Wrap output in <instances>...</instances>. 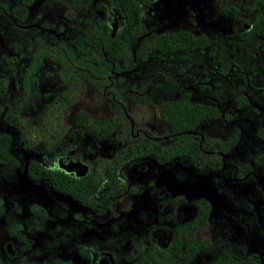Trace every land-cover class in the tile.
I'll use <instances>...</instances> for the list:
<instances>
[{
  "label": "flooded vegetation",
  "instance_id": "1",
  "mask_svg": "<svg viewBox=\"0 0 264 264\" xmlns=\"http://www.w3.org/2000/svg\"><path fill=\"white\" fill-rule=\"evenodd\" d=\"M36 1L0 0V16L10 22L6 36L0 27V135H10L16 161L0 164V201L10 214L3 225L6 212L0 208V246L11 264H264L263 250L243 251L254 213L248 197L232 190L212 198L198 176L186 190L180 170L163 174L170 164L179 168L187 161L194 173L229 169L235 181L243 177L228 157L241 137V116L255 120L257 141L264 140V0H211L215 13L207 12V22L200 23L193 0H138V57L132 51L117 57L114 47L101 45L124 20L114 1L46 0L65 7L58 21L31 19V7L45 0ZM183 5L186 21L176 18ZM216 15L227 22L214 23ZM182 37L188 42L179 47ZM6 38L12 53L3 48ZM158 38L173 41L153 47ZM250 56L253 62L246 63ZM38 76L53 79V86L37 91ZM85 89L92 101L105 100L106 114L86 108L72 113ZM166 101L186 103V115L170 124L157 107ZM138 104L154 107L156 121L134 125L129 110ZM36 120L45 121L39 141L45 156L31 150L26 137ZM104 121L111 127L104 128ZM15 133L22 137L20 150L12 149ZM171 146L187 153L165 158ZM33 159L55 178L60 170L62 188L48 176H30L26 164ZM254 163H264V152ZM76 176L93 186L74 192L68 178ZM22 177L44 179L49 188V213L33 209L40 219L34 216L25 227L14 219L20 195L13 192ZM205 225L211 235L195 236ZM3 229L11 239L3 238ZM6 261L0 256V264Z\"/></svg>",
  "mask_w": 264,
  "mask_h": 264
},
{
  "label": "rangeland",
  "instance_id": "2",
  "mask_svg": "<svg viewBox=\"0 0 264 264\" xmlns=\"http://www.w3.org/2000/svg\"><path fill=\"white\" fill-rule=\"evenodd\" d=\"M38 1V0H37ZM36 1V2H37ZM49 1V0H47ZM46 0L44 3H41L40 5H37L36 7L32 6L31 11L32 14L30 16L31 19H36L37 17L47 18L51 21H58L60 17L63 15V11L65 7L62 6L60 3H53L52 6H50ZM183 2V1H182ZM38 3V2H37ZM184 3H186L184 1ZM192 9L195 11L196 18L195 20L197 22H207L206 13L210 12L211 10L215 13L213 3L211 0H193V2H189ZM36 4V3H35ZM34 5V4H33ZM188 9L187 5L182 6V10L180 12V15L176 17L180 21H186V11ZM184 13V15H183ZM185 19V20H184ZM228 17L226 16H218L216 15L214 18V23H226ZM231 20H229L230 23ZM213 23V24H214ZM211 24V23H210ZM201 25H204V23H201ZM2 26V29L4 31V34H8L10 31V22L6 19L2 18L0 16V27ZM7 40V41H6ZM5 43L7 45H3V48L5 51H8L9 53H12V47L11 44L8 43L10 41L6 38ZM246 63L253 62V57H246L245 58ZM255 63V60H254ZM40 83L36 85L37 91L41 92L44 91L47 88H51L53 86V79L50 78H44L43 76H38ZM256 76H254L252 79L256 82ZM257 77L261 78V74H258ZM185 79H188L187 77L182 78V81H185ZM51 84V85H50ZM166 87V86H165ZM19 86H16L12 90V95L15 97V95L18 93ZM167 88V87H166ZM161 93V91H160ZM92 93L88 91V89H85V92L83 95L76 100L74 105L72 106V113H74L78 108H86L89 111H92L99 115L106 114L107 110L105 109L104 105L106 104L105 100L98 99V101H92ZM130 117L134 123V125H138L140 123H146V122H155L156 121V110L154 107H152L149 104L146 105H136L132 107V109L129 110ZM253 118H250L248 115L244 117H240V122H238L239 127L241 128V137L238 143L235 146V149L232 150V153L228 157L230 164L236 165V172L243 176L241 179L235 181L236 179H233L230 174V170H225L221 175H218L214 171L211 172H200V173H194L192 169L189 167L188 162L186 161L185 164L181 163L179 168H174V164H170L171 166L165 167L164 175L165 176H171L174 169L180 170L181 177L179 179V182L182 187L186 190L188 188H192V180L195 179L196 176L202 178L203 182L206 184H203L202 191L206 193L207 196H210L212 198H215L216 196L219 198V192L218 191H227L230 192L232 190L242 194L245 197H248L250 200V205L252 206L254 213H253V220L250 223V230L247 231V241L244 242L245 248L244 252L246 251H256L258 253H262V250L264 251V194H261L260 191L256 188L254 185V179L252 176L250 177L248 175V171L246 168V165H249V172L254 173L255 179L264 186V163L260 165H256L254 163V160L259 157L261 152H264V140L257 141L256 131H257V125L255 120H252ZM34 122L31 121L30 128L26 131V137L29 139L31 143L30 149L35 151L37 154L39 153L41 156L44 155V151L41 149L40 142L43 140V136L41 135V130H35L39 127H35ZM72 123L71 120H67V126L69 127ZM228 127L230 126V122H228ZM5 124L2 122V119L0 118V130L4 128ZM45 126V125H44ZM7 127V126H6ZM5 127V128H6ZM46 127H44V130ZM21 141L22 137L18 136V134L15 133L14 138L12 140V149L14 150H20L21 149ZM81 144H85L87 140L85 138L82 140L79 138L78 140ZM22 151V150H21ZM20 151V152H21ZM22 153V152H21ZM26 154L25 157H28V154H34V152H30ZM45 156V155H44ZM31 157V156H29ZM185 176V177H184ZM188 176H195L192 177V179L189 180ZM220 177V179H216V177ZM222 179V180H221ZM211 180V181H210ZM218 182L216 183L215 181ZM221 180V181H220ZM223 184V187H221L220 184ZM208 186L209 188H206V190L203 188ZM216 185L217 188L215 187ZM17 189L13 192V194L20 195L19 200L16 202V206L18 209H20V212L18 214L14 215V219L19 220V224L25 225L31 223L32 218L35 216L33 209H40L43 213H49L47 212V206L45 204L47 195L49 193V188L46 184V181L44 179H36V180H25L23 177L19 179V183L17 185ZM181 187V188H182ZM183 189H181L182 191ZM216 195V196H215ZM216 197V198H217ZM247 200V199H246ZM248 201V200H247ZM2 202L0 201V208H2L6 212L5 221L2 222L3 225L8 224V220L10 218L9 213V206L2 205ZM217 202L216 209L219 208ZM11 211V210H10ZM248 212V211H247ZM245 213V215L247 214ZM11 213V212H10ZM213 214H216L215 212ZM48 215V214H47ZM38 220L40 219L39 216H35ZM214 218V216H213ZM43 222V221H42ZM1 223V222H0ZM45 223V222H44ZM212 227L209 225H205L202 227L198 232H196L195 236H203V235H211ZM238 233H240L238 231ZM3 238L11 239V234H9L5 229H3ZM232 236L236 235L235 229L232 231ZM244 240H246V237L244 236ZM1 245V242H0ZM33 252L35 254H39V252L35 249H33ZM0 256H3L7 264H11L12 259L8 258L0 246Z\"/></svg>",
  "mask_w": 264,
  "mask_h": 264
},
{
  "label": "trees",
  "instance_id": "3",
  "mask_svg": "<svg viewBox=\"0 0 264 264\" xmlns=\"http://www.w3.org/2000/svg\"><path fill=\"white\" fill-rule=\"evenodd\" d=\"M90 0H82L83 4L89 3ZM116 4V6L119 8V10L123 13L124 20H122L120 24V28L116 30L115 35L112 37H106V39L103 40L102 46L104 48H107L109 46H112L116 50V56L117 57H124L127 52L130 53L132 51V55H135L138 57L141 44L143 41L141 40H135L133 38L134 34L139 33L140 31V22H139V16H138V7H137V1L138 0H112ZM102 32L104 31L106 34H108L109 26L106 23L101 24ZM91 39H93L91 37ZM112 40L114 41V44H112ZM172 38H167L164 41L161 39H156V41L152 44L153 47L156 45L167 42L169 44L172 43ZM179 47H182L183 45L187 44L188 38H179ZM138 59V58H136ZM131 61L130 63H132ZM157 107L159 108L162 117L168 121L170 124H174L177 117H179V114L184 113L186 115L188 111V107L186 103H183L181 101H166L162 104H157ZM181 123L182 121H178ZM104 124V128H110L111 124H109L108 121L102 122ZM116 124V123H115ZM119 124V123H118ZM45 121H37V124L35 127L38 130H44L45 127ZM117 125V124H116ZM29 126V124L25 125V127ZM123 126V125H122ZM127 127V126H126ZM11 140V137L8 133H2L0 135V164H15V158L12 155L10 148H9V142ZM185 148L183 146L172 148L169 147L168 149L164 150V156L165 158L170 157L175 154H182L187 153V151H184ZM26 171L27 173L32 177H38V176H48L50 177L55 185H57L58 188H62V174L60 170L58 171V175L53 177V174H48L47 171L49 169H46L42 163H40L37 159H33L30 163L26 164ZM50 175V176H49ZM86 176H76V179H70L68 178L70 184L73 186L74 189H72L76 193H86L89 189L88 184L90 187L93 186L92 180L88 179L86 180ZM91 190V188H90ZM201 221H198L195 224V227L201 224Z\"/></svg>",
  "mask_w": 264,
  "mask_h": 264
}]
</instances>
